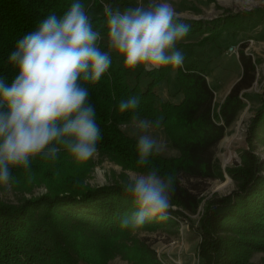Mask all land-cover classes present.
I'll list each match as a JSON object with an SVG mask.
<instances>
[{"label":"trees","instance_id":"1","mask_svg":"<svg viewBox=\"0 0 264 264\" xmlns=\"http://www.w3.org/2000/svg\"><path fill=\"white\" fill-rule=\"evenodd\" d=\"M88 1L79 0L84 8ZM74 2L0 0V79L10 86L19 73L9 63L17 42L37 30L50 13L62 16ZM122 4L128 6L127 0H109L113 9ZM101 6L99 2L97 8ZM88 15L93 29L100 32L101 38L107 37L106 15H93L90 11ZM183 22L191 26L187 35L204 29L214 34L203 39L221 34L220 26H211L212 22L210 26L202 20ZM98 45L102 51H109L107 41L100 39ZM110 55L112 63L108 72L98 83L84 85L89 90V102L96 110L102 134L97 151L125 170L146 172L147 168L137 164L138 139L121 124L138 118L154 122L161 116L163 121L156 128H164L180 151L178 156L161 153L151 158L149 167L156 168L164 178L171 177V209L167 220L153 219L140 228L156 229L185 217L190 228L201 236L198 254L202 264H255L251 261L252 254L264 251V159L255 150L256 142L264 144V88L262 107L247 128L249 147L242 150L240 163L227 167L237 187L208 199L197 227L188 213L199 208L200 192H195L192 182L190 186L181 180L182 176L187 180L223 176L215 156L216 146L245 106L243 90L256 79L253 57L241 49L239 60L243 73L217 110L214 90L196 64L177 69L175 86L182 97L177 101L163 100L158 86L171 66L151 72H145L141 66L130 71L121 56L114 52ZM131 96L139 98L138 108L120 112L119 102ZM93 164L92 158L77 161L61 147L55 160L38 157L32 161L30 171L12 169L14 183L33 181L34 185L44 184L47 190L25 197L19 203L0 199V264H108L116 257L132 264H164L154 248L134 235L132 229L121 226L123 216L134 210L123 192L129 177L122 174L121 179L91 186L86 179Z\"/></svg>","mask_w":264,"mask_h":264},{"label":"clouds","instance_id":"2","mask_svg":"<svg viewBox=\"0 0 264 264\" xmlns=\"http://www.w3.org/2000/svg\"><path fill=\"white\" fill-rule=\"evenodd\" d=\"M107 46L98 45L100 32L76 0L62 16L50 13L16 44L9 63L19 73L10 86L0 79V185L10 187L12 169L31 170L38 157L55 160L63 147L77 161H87L102 140L96 110L89 102L86 83H98L111 66V52L123 58L125 68L145 72L171 66L181 69L184 54L177 45L191 26L180 18L168 0H148L123 11L106 6ZM136 96L122 99L119 111H134ZM163 117L154 122L137 119V164L148 170L133 174L123 185L133 211L121 226L133 231L153 219H168L171 209V177L164 178L151 158L165 145L152 135Z\"/></svg>","mask_w":264,"mask_h":264},{"label":"rangeland","instance_id":"3","mask_svg":"<svg viewBox=\"0 0 264 264\" xmlns=\"http://www.w3.org/2000/svg\"><path fill=\"white\" fill-rule=\"evenodd\" d=\"M101 8L98 9V3ZM148 0H127L128 6L122 4L123 11L129 6L147 3ZM183 21L202 20L206 25L220 26L221 34L209 39H203L214 31L204 29L187 35L183 42L177 45L184 54V64H196L204 71L207 80L214 90L215 106L224 101L233 85L240 79L243 67L239 60L241 49L253 57L256 62V79L253 85L245 91V106L238 112L235 121L226 129L223 138L216 146V159L222 169L223 176L209 179L187 180L182 176L185 185L194 184L195 192H200L202 201L195 213H188L195 227L199 226V219L206 201L215 196L223 195L237 187V182L227 172V167L241 162L240 154L248 148L246 141L247 128L251 118L262 107V93L264 88V0H168ZM109 0H89L84 8L86 13L105 14V7ZM214 22V23H213ZM204 25L203 27H205ZM208 30V31H207ZM219 30V29H217ZM216 37V38H215ZM107 41V37L101 40ZM232 47L234 49H232ZM177 69H171L166 78L158 86L160 99L177 101L182 93L177 91L175 80ZM135 121L122 123L121 127L138 139L142 133L135 127ZM152 135L165 145L162 154L178 156L180 151L175 147L164 128L153 126ZM256 153L264 159V144L255 143ZM94 164L86 179L91 186L103 185L121 179L122 174L130 177L137 172L125 170L120 164L110 160L99 151L92 157ZM190 182V183H189ZM30 186L32 187L31 189ZM191 186V185H190ZM44 184L11 181L10 187L0 185V199L19 203L23 198H30L46 192ZM134 235L142 238L154 248L157 256L164 264H202L198 254V244L201 236L197 230L190 228L185 217L176 219L175 223H167L156 229L138 228ZM255 264H264V251H255L251 256ZM108 264H132L121 257L109 260Z\"/></svg>","mask_w":264,"mask_h":264},{"label":"built area","instance_id":"4","mask_svg":"<svg viewBox=\"0 0 264 264\" xmlns=\"http://www.w3.org/2000/svg\"><path fill=\"white\" fill-rule=\"evenodd\" d=\"M232 49H234V48L232 47Z\"/></svg>","mask_w":264,"mask_h":264},{"label":"crops","instance_id":"5","mask_svg":"<svg viewBox=\"0 0 264 264\" xmlns=\"http://www.w3.org/2000/svg\"><path fill=\"white\" fill-rule=\"evenodd\" d=\"M166 100V99H165Z\"/></svg>","mask_w":264,"mask_h":264}]
</instances>
